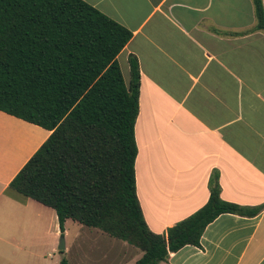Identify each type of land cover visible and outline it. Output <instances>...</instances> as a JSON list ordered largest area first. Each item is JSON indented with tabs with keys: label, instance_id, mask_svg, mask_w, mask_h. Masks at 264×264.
<instances>
[{
	"label": "crops",
	"instance_id": "obj_1",
	"mask_svg": "<svg viewBox=\"0 0 264 264\" xmlns=\"http://www.w3.org/2000/svg\"><path fill=\"white\" fill-rule=\"evenodd\" d=\"M82 1L132 33L117 60L126 84L130 57L139 63L136 189L149 229L164 234L217 186L224 201L256 211L222 214L200 246L160 264H264V33L254 1ZM50 135L0 111V260L9 264L38 263L61 235L53 208L10 189ZM122 242V264H135L143 252Z\"/></svg>",
	"mask_w": 264,
	"mask_h": 264
},
{
	"label": "trees",
	"instance_id": "obj_2",
	"mask_svg": "<svg viewBox=\"0 0 264 264\" xmlns=\"http://www.w3.org/2000/svg\"><path fill=\"white\" fill-rule=\"evenodd\" d=\"M253 1L264 33L263 1ZM131 38L82 0H0V111L51 132L10 189L53 208L62 236L71 219L140 249L135 264H160L200 246L222 214L256 211L224 201L217 186L164 234L149 229L136 189L139 63L130 57L126 84L117 60Z\"/></svg>",
	"mask_w": 264,
	"mask_h": 264
},
{
	"label": "rangeland",
	"instance_id": "obj_3",
	"mask_svg": "<svg viewBox=\"0 0 264 264\" xmlns=\"http://www.w3.org/2000/svg\"><path fill=\"white\" fill-rule=\"evenodd\" d=\"M78 223L68 222L66 233L59 236L55 249H49V252L38 263L27 264H60L62 259H66L68 264H122L125 260H129V252L127 251L125 256L126 250L121 240L97 228H89ZM62 238L66 244L64 252L59 250ZM127 247V249H138L129 244ZM0 264H9V262L2 259Z\"/></svg>",
	"mask_w": 264,
	"mask_h": 264
},
{
	"label": "water",
	"instance_id": "obj_4",
	"mask_svg": "<svg viewBox=\"0 0 264 264\" xmlns=\"http://www.w3.org/2000/svg\"><path fill=\"white\" fill-rule=\"evenodd\" d=\"M59 250H60L61 252H64V251L66 250V244H65V240H64V238L61 239V243H60Z\"/></svg>",
	"mask_w": 264,
	"mask_h": 264
}]
</instances>
